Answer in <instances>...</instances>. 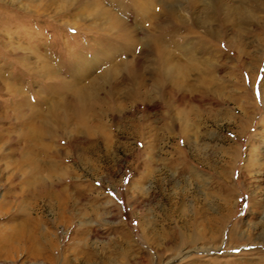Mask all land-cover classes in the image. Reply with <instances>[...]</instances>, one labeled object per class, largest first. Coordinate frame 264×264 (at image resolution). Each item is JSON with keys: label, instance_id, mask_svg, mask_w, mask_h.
Listing matches in <instances>:
<instances>
[{"label": "rangeland", "instance_id": "obj_1", "mask_svg": "<svg viewBox=\"0 0 264 264\" xmlns=\"http://www.w3.org/2000/svg\"><path fill=\"white\" fill-rule=\"evenodd\" d=\"M166 3L0 0V131L22 132L8 83L69 114L89 88L87 122L40 142L59 149L42 174L64 177L71 220L39 197L47 253L0 264H264V0ZM12 150L0 144L1 196L20 191Z\"/></svg>", "mask_w": 264, "mask_h": 264}, {"label": "bare ground", "instance_id": "obj_2", "mask_svg": "<svg viewBox=\"0 0 264 264\" xmlns=\"http://www.w3.org/2000/svg\"><path fill=\"white\" fill-rule=\"evenodd\" d=\"M166 1H167L166 4H169L172 2V0H166ZM119 27L120 26H118V28ZM132 41H134V39H132ZM35 67L37 68L36 71H38L39 69L41 70V67H39V65L36 63H35ZM132 67L133 66L131 65L128 66V71L129 73H131V77L139 74V73L137 74L134 67L133 68ZM50 68L51 67L49 66V71H50ZM110 74H111V70L107 71L104 74V76L107 75L108 77V75ZM48 76L51 77V79L49 80H53V81L56 80L54 82H57V79L59 78L58 72L55 69H52L49 72ZM6 85L8 86L7 88H9L12 92L14 91L16 93L13 96L16 97L17 98L16 100L18 101V104H16L15 102L16 116L18 119L17 124L21 126V128H18V129H22V132L19 133L18 135H15L12 133V131H10V129L7 130L9 132L0 131V144L9 146L10 149L12 147L13 148L12 152H16V154L20 158L18 161L20 162V166L17 167L18 168L17 170L20 172V174L18 175L17 173H15L14 175L15 179H17L18 181L17 183L14 184L16 186L15 190L17 191L20 190V191L17 192L19 193L17 196L7 197L5 195H2V196L0 195L1 196L0 211H2L1 210L2 208H5L7 209V212H3V213L8 214L12 206H13L12 209H14L12 212L10 211L11 213H9L10 215L9 217L11 221L10 223L12 224H10V226H4L3 229L0 228V254L10 255L16 251H21L23 253H26L27 255L38 257L44 254L49 249L48 248L49 244L46 241V238L44 235L45 228L42 225L43 222L41 221V218L36 213V211H39L38 209L41 203V201L39 200V197L44 196L47 199L51 200L50 204H52L53 207L57 209L56 214H57L58 222L59 221L69 222L71 220V214L68 212L67 207H69L68 204L71 202V199H72L68 193L69 192L68 186L66 184L61 183V180L64 177L57 180L53 177H48L49 175L42 174V172L46 170L48 171L51 168L50 166L55 164V160H52L51 158V161H45V160H42L40 156L46 155L47 157L48 156L52 157V155L50 156V154H54L55 156H57V153L59 154V151H58L59 149L52 150L53 152L48 153L47 155L45 154V152L42 151L40 142L43 139V136L45 133L47 132L52 133L53 131H55L56 128L59 126V123H63L64 120L66 121V124L70 123L73 117L76 118V116L74 115L79 116L80 119L79 118L78 119L82 123L87 122L84 115L86 113L85 111L86 110L85 100L87 99L86 93H88L89 88L86 86L85 87L80 86L79 88L80 92L78 94L79 97L77 95L78 98H76L75 100L77 102V105L80 104V107H79L80 112L76 113L72 108L73 113L70 112L69 114L67 111L65 113L59 112L60 105L56 101V98L52 102L49 101L50 105L48 106L49 108L48 110H43L41 100L34 101L35 104L33 103L30 104L31 103L30 98L27 94L22 92L23 90L22 88L13 87L9 83ZM53 87H54L53 88V91H54V89L55 90L57 89L58 85L55 83ZM65 104L66 103H64V105ZM69 105H65L66 110H68ZM87 111H89V109ZM8 116H9L8 111H6L5 114H3L2 112L0 113V119H6L8 118ZM1 128L2 127H0V130ZM10 151L8 152V154L7 153L3 154L0 152L1 153L0 156L1 157L11 156ZM49 188H51V190ZM8 191L9 193H13L11 188H9ZM31 193L35 194L32 197V200H33L32 208H29L28 206H23L21 204L23 202L22 200L24 199V197H27ZM53 245H54V242H53Z\"/></svg>", "mask_w": 264, "mask_h": 264}]
</instances>
